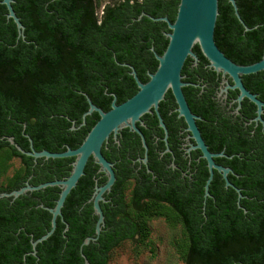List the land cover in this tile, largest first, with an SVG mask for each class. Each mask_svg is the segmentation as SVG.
<instances>
[{
    "label": "trees",
    "instance_id": "1",
    "mask_svg": "<svg viewBox=\"0 0 264 264\" xmlns=\"http://www.w3.org/2000/svg\"><path fill=\"white\" fill-rule=\"evenodd\" d=\"M179 1L118 0L105 5L100 17L96 16L94 0L20 1L17 17L24 26V38L18 37L12 19L9 24L0 23V153L8 152L23 167L9 185H0V193L23 187L28 177L29 185L37 186L70 175L75 158L34 160L6 138L12 137L26 152L30 151V139L36 152L76 149L99 119L93 112L82 125V115L89 107L87 97L105 111L114 97L111 93L120 103L127 99V88L135 87L133 77L127 76L131 69L122 64L133 67L140 81L146 79V70L153 73L157 69L155 54L164 52L168 43L165 34L170 30L165 22L147 16L173 22ZM234 1H253L250 7L240 4L237 8L249 30H244L227 0H218L215 28L222 29L225 40L217 46L238 63L239 52L259 59L264 44V0ZM142 13L145 15L139 18ZM199 51L195 45L193 52ZM258 76L264 77V71L245 78ZM252 91L264 100V87ZM224 154L232 156L230 161L221 159L238 176L234 185L241 189L243 209L237 207L235 191H219L215 179L209 186L210 196L204 198L208 173L202 167L192 193H177L172 183L160 184L162 190L153 192L137 187L135 216L127 229V206L119 185L112 205L100 202L104 225L99 238L82 248L88 263L108 264L111 251L127 238L145 241L147 229L139 217L149 209L147 205L164 203L180 220L187 238L184 264H264V147ZM93 163L95 169L98 167L91 157L85 174L65 199L53 234L37 244L36 256L31 254V241L50 229L51 214L46 208L55 206L61 189L53 186L15 200L0 199V264H84L80 245L94 236L97 218L92 215L91 201L87 202L94 185ZM220 175L214 172V176Z\"/></svg>",
    "mask_w": 264,
    "mask_h": 264
},
{
    "label": "flooded vegetation",
    "instance_id": "2",
    "mask_svg": "<svg viewBox=\"0 0 264 264\" xmlns=\"http://www.w3.org/2000/svg\"><path fill=\"white\" fill-rule=\"evenodd\" d=\"M20 1L21 0H11V6L16 16H18L22 6ZM240 4L250 7L253 1L238 2L236 4L237 8ZM224 10L230 12L229 9ZM27 13L31 16L33 10L31 9L29 12L27 11ZM7 14L8 10L0 0V23L9 24L11 22ZM233 14L235 15L234 11ZM213 38L217 46L218 43L221 44L225 40V33L222 29L215 28ZM240 44L244 46L246 45V41H240ZM261 47L262 54H260L259 59H256L253 55L239 52V54L236 55V59L239 61L238 63L228 58L217 46L227 59L240 66H247L259 62L264 54V44ZM193 54L196 56V60L192 57H187L181 69V82L184 84L181 90L191 114L195 117L194 122L204 145L210 153L222 154V156H217L213 159L214 163L217 166L231 170L227 175V180L233 187L225 186V180L222 175L219 177L214 176L215 170L213 171L211 182L214 179L217 181L215 187L219 189V191L223 188L226 190L231 188L236 194L237 192L235 189L239 190L241 193V189L234 185V179H238V176L234 175L231 169L232 167L226 162V160L230 161L232 156H227L224 153L226 151L240 150L242 148L253 151L264 147V139H259L258 135L260 134L261 137H264V111L261 114L263 123H261V121H255L257 115L256 106L246 98L241 101L237 100L239 91L231 88L233 86L232 79L227 74L217 72L211 68L208 60L203 57L200 51L199 54L194 52ZM153 73L146 70V79L144 81L138 79L139 82L142 84L147 83L149 81V74ZM128 75H131V70L127 72V76ZM245 76L246 75L240 77L244 88L255 95L259 101L264 103V100L259 98L258 93L252 91L253 88L259 86L264 87V77L260 78L258 76L257 78H249L246 80ZM245 82L248 83L250 88H248ZM134 83V88L131 87L129 90L127 88L126 100L131 98L138 91L135 80ZM133 89L136 90L131 96H128V94L132 93ZM111 94L114 97L110 102V106L103 112H107L111 109L114 99L116 105H120L126 101L116 103L117 98L115 94ZM177 108L178 105L171 90H167L156 109L152 107L148 112L142 114L139 119L134 122V127L129 125L118 130L116 134H110L101 147V154L107 162L111 164L114 173V182L110 190L103 193L102 198L103 201L112 205L113 199L117 197L116 189L117 187L119 189L120 185V194L123 196L124 204L127 206V208H125L127 212V229L131 221V212L134 211L133 200L138 197V193L134 195L137 187L153 192V189L162 190L160 184L166 185L172 183L177 193H179L180 190L192 193L198 181V176L204 171L202 167L207 169L209 177L207 163L201 157V152L195 148L196 142L192 138V133L188 130L185 119L179 116ZM221 158L226 160H222ZM19 162L21 167H23L20 160ZM86 165L84 170L86 169ZM92 169L94 185L91 187L90 199L87 201H91V203L96 188L104 186L108 180L107 175L100 171L99 166L95 169L93 163ZM230 174L231 176H229ZM67 178L68 177H65L61 180ZM27 179L28 180L23 181V187L29 185L28 181L30 177ZM121 181L122 184H119ZM240 200L238 203L237 194V207L240 206ZM147 201L146 199L144 200V202ZM91 221H94V219L91 218ZM96 221L97 218L94 221L95 225ZM127 241L131 240L127 238Z\"/></svg>",
    "mask_w": 264,
    "mask_h": 264
},
{
    "label": "water",
    "instance_id": "3",
    "mask_svg": "<svg viewBox=\"0 0 264 264\" xmlns=\"http://www.w3.org/2000/svg\"><path fill=\"white\" fill-rule=\"evenodd\" d=\"M227 1L233 7L235 16L243 25L244 30L248 31L249 28L244 25L237 12L235 1ZM1 3L4 4L8 10L7 17L12 19L15 23L18 37L24 38V26L15 15L11 6V0H1ZM143 15L145 14L142 13L139 18ZM217 15L218 0H180L173 22H170L166 17L153 18L147 16L153 21L165 22L167 28L170 30L169 33L165 34L168 39V43L164 52L160 56L155 54V58L158 62L156 71L153 74H149V81L147 83L142 84L139 82L133 67L122 64L123 66L131 69V75L137 83L138 91L135 95L120 105H116L114 99L112 101L111 109L107 112H103L100 108L96 107L87 97L89 107L82 115V125L85 124L86 116L91 115L93 112L98 113L99 120L90 129L78 148L73 150L67 148L66 151L59 153H52L45 150L36 152L33 149L32 141L30 139V151L26 152L14 142L12 137L6 138L9 144L14 146L21 154L30 156L34 160L39 158H75L72 163L71 173L65 180L46 182L37 186L26 185L19 190L0 193V199L10 198L11 200H15L19 196L28 192L39 191L47 187L57 186L61 189L55 206L53 208H46L51 214L50 229L40 238L31 241V254L33 256H36L37 244L47 240L53 234L56 228L57 218L62 217L61 209L67 195L76 186L79 178L84 175L85 165L88 159L92 157L93 161L100 167V171L107 175L108 180L104 186L96 188L92 197L94 215L97 216L94 236L85 238L80 245V253L83 262L84 264H89L85 256L82 254V248L84 246H88L91 242H96L99 238L101 229L104 225V217L100 209L99 202L103 201V193L109 191L114 182V173L111 168V164L107 162L101 154V147L110 134H116L118 130L129 125L134 127V122L137 121L142 114L148 112L152 107L156 109L158 103L163 99L167 90H171L178 105L177 110L179 116L185 119L188 125V130L192 133V138L196 142L195 148L201 152V157L207 163L209 177L204 187V198L209 197L208 187L213 178L214 170L222 175L225 180L226 187H233L227 180V175L231 170L217 166L214 163L213 159L217 156H222V154L210 153L204 145L199 131L196 128L194 122L195 117L191 114L181 90L184 85L181 82V69L187 57H192L196 60V56L193 54L192 48L195 45H198L201 53L208 60L210 67L217 72L227 74L232 79L233 86L231 88L239 91L237 100L241 101L246 98L256 106L257 115L255 121H261V123H263L261 120V114L264 111V103L259 101L255 95L251 94L244 88L240 77L264 71V54L259 62L247 66L236 65L227 59L217 48L213 38ZM235 190L238 194L239 203V200L243 196L239 190ZM238 207L240 208V206Z\"/></svg>",
    "mask_w": 264,
    "mask_h": 264
},
{
    "label": "rangeland",
    "instance_id": "4",
    "mask_svg": "<svg viewBox=\"0 0 264 264\" xmlns=\"http://www.w3.org/2000/svg\"><path fill=\"white\" fill-rule=\"evenodd\" d=\"M117 1L94 0L96 16L100 17L105 5ZM21 171L19 159L8 152L0 153V185H9ZM147 206L149 209L139 217L146 225V240L122 242L109 254L108 264H184L187 238L180 220L164 204ZM131 216L135 214L131 212Z\"/></svg>",
    "mask_w": 264,
    "mask_h": 264
}]
</instances>
